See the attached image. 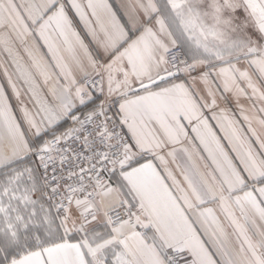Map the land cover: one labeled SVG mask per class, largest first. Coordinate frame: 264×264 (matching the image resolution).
Listing matches in <instances>:
<instances>
[{"label": "snow or ice", "instance_id": "obj_1", "mask_svg": "<svg viewBox=\"0 0 264 264\" xmlns=\"http://www.w3.org/2000/svg\"><path fill=\"white\" fill-rule=\"evenodd\" d=\"M0 264H264V0H0Z\"/></svg>", "mask_w": 264, "mask_h": 264}]
</instances>
